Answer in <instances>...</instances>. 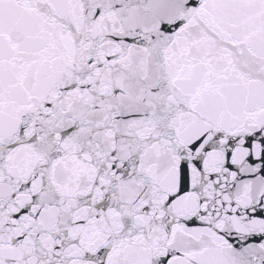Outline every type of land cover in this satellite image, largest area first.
Listing matches in <instances>:
<instances>
[{
  "label": "snow or ice",
  "instance_id": "obj_1",
  "mask_svg": "<svg viewBox=\"0 0 264 264\" xmlns=\"http://www.w3.org/2000/svg\"><path fill=\"white\" fill-rule=\"evenodd\" d=\"M0 264H264V0H0Z\"/></svg>",
  "mask_w": 264,
  "mask_h": 264
}]
</instances>
